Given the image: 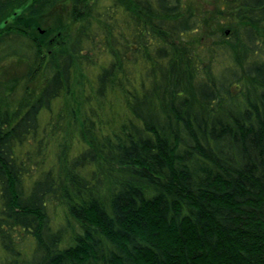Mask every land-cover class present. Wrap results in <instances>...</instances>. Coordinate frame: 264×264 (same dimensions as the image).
<instances>
[{"label":"trees","instance_id":"trees-1","mask_svg":"<svg viewBox=\"0 0 264 264\" xmlns=\"http://www.w3.org/2000/svg\"><path fill=\"white\" fill-rule=\"evenodd\" d=\"M60 1L0 0V45ZM86 9L0 103V264H264V0ZM104 54L92 81L82 69ZM62 96L47 136L85 147L62 143L45 168V135L20 147Z\"/></svg>","mask_w":264,"mask_h":264},{"label":"rangeland","instance_id":"rangeland-1","mask_svg":"<svg viewBox=\"0 0 264 264\" xmlns=\"http://www.w3.org/2000/svg\"><path fill=\"white\" fill-rule=\"evenodd\" d=\"M87 0H64L60 1L58 5H56L54 8V12H45L46 17L48 19H45L40 21L38 19H32L36 25H40L43 29L53 27L54 33H58L57 40L60 42L59 47H61V44L64 45V39H65V32L64 28H66L67 25H71L75 23V27L77 26V23L79 21L77 15L80 14L81 11H86V6L90 5H96L98 8L102 9L112 2V0H90V3L88 2L87 5H84ZM84 3V4H83ZM192 5L197 10L201 11H208L213 8V0H192ZM40 17V16H39ZM48 24V25H46ZM34 25V26H36ZM73 25V26H74ZM50 30H48L49 32ZM35 32V29H34ZM39 30L36 29V33H38ZM18 37V36H17ZM13 38V37H12ZM26 39L23 38V40H19L14 43V45H10L6 47L5 45H0V103L2 106H9L11 105V98L13 97V89L12 92H10V88H13V85H17L16 92L17 96L21 94L22 89L21 82H17L16 80H20L21 78L25 77V74L28 69L35 68V72H38L37 64L39 62L38 57L33 52L32 48L28 47V43L25 41ZM66 41V40H65ZM48 46L45 44V46H41L40 50L41 52H44V55H48ZM39 55V54H38ZM43 55V56H44ZM110 61L109 55H101L96 60V64L90 65L88 67H83L82 71L90 80H95L96 76L98 75L99 71L102 67L106 66ZM41 70V69H40ZM75 73L76 79L74 84V89L80 90L81 87H79V75L80 77L83 76L82 73H80L79 69L76 70ZM43 72L40 71V73H37L34 75V78L41 79L43 77ZM26 82L25 85L29 86L30 88H35L37 86V82H35L33 79L30 80L26 78L24 80ZM35 82V83H34ZM14 85V87H15ZM20 90V93L19 91ZM76 94V91L74 92ZM69 97H59L54 98L51 100L50 106L51 110L44 109L41 110L38 114V130L37 135L34 138L35 140H31L28 144H23L20 147V150L22 153L26 151H34V144L36 143V140L45 135V141L46 146L42 149V156L45 155V168L50 166V164L54 161L55 153L57 149L64 143L65 147L69 151V156H73L77 154L82 148L85 147V144L82 142V140L79 139L77 133H71L69 130L65 133H58V136L53 138H48L47 133L49 134L50 129V121L55 122L57 119L56 113L60 111L62 108H65L64 105L70 104ZM78 100V99H77ZM81 101V100H80ZM79 102V100H78ZM112 102H113V108H114V117L117 120H121L122 117L127 114L126 108L124 105V101L121 99L119 93H114L112 95ZM76 107L77 104L75 105ZM79 112V111H78ZM108 116V115H107ZM51 119V120H50ZM76 134V137H75ZM44 152V153H43Z\"/></svg>","mask_w":264,"mask_h":264},{"label":"flooded vegetation","instance_id":"flooded-vegetation-1","mask_svg":"<svg viewBox=\"0 0 264 264\" xmlns=\"http://www.w3.org/2000/svg\"><path fill=\"white\" fill-rule=\"evenodd\" d=\"M88 2L90 3V0H87L85 2V4L84 3L83 4L87 5ZM32 3H35V2H32ZM56 5H58V4H56ZM55 6L49 8L47 11H42V12H44V13L45 12H47V13L54 12V10H55L54 7ZM22 11H24V10H22V9L18 10V12H22ZM32 12H40V11L35 9ZM14 13H16V12H14ZM23 13H24V15L18 17L19 21L23 25V29L26 32H28V31H30V32H28L27 35H25V37L24 36H22V37L18 36V37H13V38L11 37L14 40V41L11 40L12 42L15 43V42H17L19 40H23V38H25L26 39L25 41L28 43V47L32 48L33 52L36 55L37 54L44 55V52H41L40 47L41 46H45V44H47V46H53V45L54 46H58L59 45L60 42L57 40L58 33L52 34V31H51V34L48 35V30H53V27H49L46 30V29H43L40 25L34 26L35 22L32 21L33 18L34 19H38L40 21L44 20L47 13L46 14L43 13L42 15H39L40 17L39 16H35V15H32V16L29 15V11L28 10H25ZM46 19H48V17H46ZM46 25H48V24H46ZM34 29H35V32H31V31H34ZM36 29L39 30L38 33H36ZM7 39H10L9 36L7 37ZM50 52L51 51L48 50V54H50Z\"/></svg>","mask_w":264,"mask_h":264}]
</instances>
